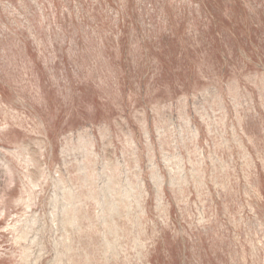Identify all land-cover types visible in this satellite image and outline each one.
Wrapping results in <instances>:
<instances>
[{"label": "rangeland", "instance_id": "rangeland-1", "mask_svg": "<svg viewBox=\"0 0 264 264\" xmlns=\"http://www.w3.org/2000/svg\"><path fill=\"white\" fill-rule=\"evenodd\" d=\"M0 264H264V0H0Z\"/></svg>", "mask_w": 264, "mask_h": 264}]
</instances>
